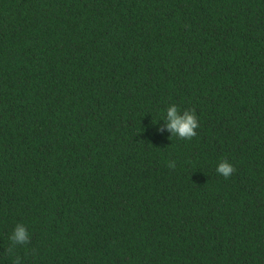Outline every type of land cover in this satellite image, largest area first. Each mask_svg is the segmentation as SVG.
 <instances>
[{
  "label": "trees",
  "instance_id": "obj_1",
  "mask_svg": "<svg viewBox=\"0 0 264 264\" xmlns=\"http://www.w3.org/2000/svg\"><path fill=\"white\" fill-rule=\"evenodd\" d=\"M173 104L191 140L158 132ZM17 258L264 264V0H0V264Z\"/></svg>",
  "mask_w": 264,
  "mask_h": 264
},
{
  "label": "clouds",
  "instance_id": "obj_2",
  "mask_svg": "<svg viewBox=\"0 0 264 264\" xmlns=\"http://www.w3.org/2000/svg\"><path fill=\"white\" fill-rule=\"evenodd\" d=\"M164 127L158 128V132H164L165 128L172 137H177L183 140H191L196 136V129L198 128V118L194 110L181 111L176 105H170L166 110V115L163 119ZM170 168L175 167V162H171L168 165ZM235 171L234 166L227 161H221L216 172L222 175L225 179H228L230 175ZM11 246L7 249L8 253L13 251V247L16 245H25L30 242L29 233L23 224H17L10 237ZM15 264H20L19 258L15 261Z\"/></svg>",
  "mask_w": 264,
  "mask_h": 264
}]
</instances>
